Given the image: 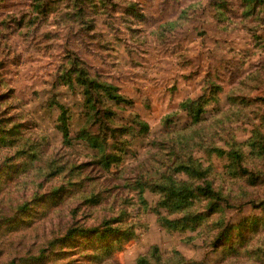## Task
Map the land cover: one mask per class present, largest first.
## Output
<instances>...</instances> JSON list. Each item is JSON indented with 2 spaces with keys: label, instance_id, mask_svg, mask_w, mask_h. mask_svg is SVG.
Here are the masks:
<instances>
[{
  "label": "rangeland",
  "instance_id": "1",
  "mask_svg": "<svg viewBox=\"0 0 264 264\" xmlns=\"http://www.w3.org/2000/svg\"><path fill=\"white\" fill-rule=\"evenodd\" d=\"M0 264H264V0H0Z\"/></svg>",
  "mask_w": 264,
  "mask_h": 264
},
{
  "label": "trees",
  "instance_id": "2",
  "mask_svg": "<svg viewBox=\"0 0 264 264\" xmlns=\"http://www.w3.org/2000/svg\"><path fill=\"white\" fill-rule=\"evenodd\" d=\"M196 219H198V218H193V220H196Z\"/></svg>",
  "mask_w": 264,
  "mask_h": 264
}]
</instances>
